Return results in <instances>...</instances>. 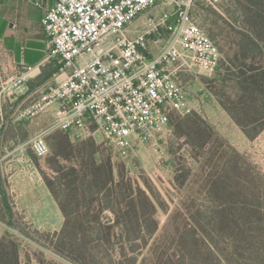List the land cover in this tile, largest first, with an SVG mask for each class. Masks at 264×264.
Masks as SVG:
<instances>
[{
    "label": "rangeland",
    "instance_id": "rangeland-1",
    "mask_svg": "<svg viewBox=\"0 0 264 264\" xmlns=\"http://www.w3.org/2000/svg\"><path fill=\"white\" fill-rule=\"evenodd\" d=\"M24 10L36 18L33 5ZM191 16L219 48L220 66L212 76L197 67L181 68L179 85L192 112H172L171 133L162 141L140 144L128 159L113 160L99 133L80 140L48 130L51 151L45 158L35 156L29 138L20 143L23 153H2L7 199L0 193V238L19 245L23 263L91 264L89 257L57 253L53 241L65 217L51 188L71 202L73 232L81 237L96 235L86 220L101 217L113 224L128 212L131 183L141 239L128 247L127 258L116 254L119 245L109 247V253L102 249L105 264L109 255L115 264H132V257L134 264H264V0H197ZM16 24L14 39L28 37ZM20 47L14 52L19 54ZM160 47L150 39L152 55H159ZM0 57L4 80L16 77ZM3 111L7 118L9 109ZM52 122L48 119L47 129ZM109 161L115 185L103 187ZM96 179L99 187L92 185ZM151 215L156 226L148 220Z\"/></svg>",
    "mask_w": 264,
    "mask_h": 264
},
{
    "label": "built area",
    "instance_id": "built-area-1",
    "mask_svg": "<svg viewBox=\"0 0 264 264\" xmlns=\"http://www.w3.org/2000/svg\"><path fill=\"white\" fill-rule=\"evenodd\" d=\"M31 1L44 10L45 62L57 69L55 81L25 114L34 119L53 113L51 127L30 141L38 158L50 154L48 130H60L80 140L99 133L113 160L128 159L136 146L159 143L171 133L172 112H192L179 85L181 68L212 76L220 66L219 48L192 19L197 0ZM158 7L161 13L152 14ZM143 15L144 28L131 38ZM151 38L161 46L157 56L150 52ZM25 83L24 75L4 80L0 60L1 96L18 99Z\"/></svg>",
    "mask_w": 264,
    "mask_h": 264
},
{
    "label": "crops",
    "instance_id": "crops-1",
    "mask_svg": "<svg viewBox=\"0 0 264 264\" xmlns=\"http://www.w3.org/2000/svg\"><path fill=\"white\" fill-rule=\"evenodd\" d=\"M30 4L34 6L31 0H0V55L7 59L12 69L11 74L24 75L26 80L18 99L0 95V156L4 153V157L23 153L20 147L22 140L29 138L30 142L35 135L47 129L48 119H53L52 112L41 114L34 119L25 116L27 110L40 99L47 85L55 81L56 75V66L45 62L48 40L41 25L44 10L34 6L38 12L36 18L31 19L24 10ZM145 21L146 15H143L134 22L129 34L131 38L136 37L138 31L144 28ZM15 22L21 23L24 31L29 33L28 37L14 39L17 28ZM19 46L20 52L17 54L13 48ZM27 67H32V71L26 72ZM4 108L9 109L7 118L4 116Z\"/></svg>",
    "mask_w": 264,
    "mask_h": 264
},
{
    "label": "trees",
    "instance_id": "trees-1",
    "mask_svg": "<svg viewBox=\"0 0 264 264\" xmlns=\"http://www.w3.org/2000/svg\"><path fill=\"white\" fill-rule=\"evenodd\" d=\"M219 69V68H218ZM57 71V69L55 70ZM69 144L70 141H69ZM108 179L103 181V187L104 186H114L115 180H114V171H113V165L111 162H108ZM93 166L95 164L93 163ZM100 179V178H99ZM98 179V180H99ZM101 180V179H100ZM93 182V186L99 187L100 181H97V179ZM0 193L3 195L5 201H6V192L4 188L2 187V180L0 176ZM51 188V186H50ZM128 191L126 194L127 197V205L130 208L126 214L123 216H118L116 212H113L116 215V220L111 224V222H104L101 217H98L97 219L90 221L86 220L85 223L89 226H94L95 236H78L73 232L74 228V220L72 218V215L69 213V207L71 205V202H65L63 201V198L53 189L51 188L52 194L54 195L62 213L65 217V223L61 230V232L56 237V241H53L56 247L57 253L64 257V258H72L78 257L83 258L86 260L88 257L91 259V264H105L104 259L101 258L100 252L103 250L107 251L109 253V247H112L114 245H119L120 248L116 254L119 256V258L128 257L129 249L132 244L136 243L139 239H141L140 236L137 235V233L142 232V226L141 221L139 219V213H138V205L135 200V191L131 183H129V186L127 187ZM64 193L66 194L67 200L68 195L67 191L65 190ZM142 193V192H141ZM141 196L145 197L147 203L151 205L152 203L150 200H148V197L146 198V194H140ZM70 203V204H69ZM114 211V210H112ZM151 223H153L156 226V221L154 216L151 215V217L148 219ZM80 221V224L83 225ZM10 226H13V224H9ZM120 233H118V232ZM114 240H118L119 243H115ZM82 250L81 254L79 251ZM134 253V251H132ZM80 258V259H81ZM110 264H115V260L113 256H110ZM136 257H132L131 261L132 264L136 261ZM0 264H31L29 263H23L21 260L20 255V248L19 245L8 239V237H2L0 238Z\"/></svg>",
    "mask_w": 264,
    "mask_h": 264
}]
</instances>
